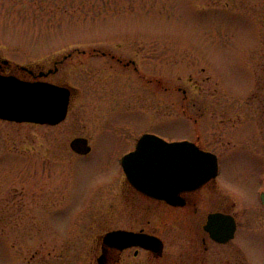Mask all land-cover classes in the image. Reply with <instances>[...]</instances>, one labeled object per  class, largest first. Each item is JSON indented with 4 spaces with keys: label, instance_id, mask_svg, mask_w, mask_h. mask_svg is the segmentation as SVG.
I'll return each mask as SVG.
<instances>
[{
    "label": "rangeland",
    "instance_id": "1",
    "mask_svg": "<svg viewBox=\"0 0 264 264\" xmlns=\"http://www.w3.org/2000/svg\"><path fill=\"white\" fill-rule=\"evenodd\" d=\"M68 53L59 71L85 86L83 126L67 120L68 134L94 139L93 148L44 163L53 176L49 205H4L20 196L13 187L30 193L47 182L41 169L29 174L42 165L29 151L34 127L0 122V264H87L94 235L126 224L124 207L117 220L109 217L107 182L142 133L169 142L198 137L219 159L220 186L247 221L255 214L264 188V0H0V59L9 71L51 67ZM112 54L133 59L135 69ZM100 71H116L115 80L144 71L148 102L137 101L135 85L96 82ZM245 242L264 264V236Z\"/></svg>",
    "mask_w": 264,
    "mask_h": 264
},
{
    "label": "flooded vegetation",
    "instance_id": "2",
    "mask_svg": "<svg viewBox=\"0 0 264 264\" xmlns=\"http://www.w3.org/2000/svg\"><path fill=\"white\" fill-rule=\"evenodd\" d=\"M89 54L92 56L105 55L104 52L99 53L96 50ZM71 55L72 53H68L62 55L61 58L52 59L51 67H27V69H21L22 71H9L8 63L0 59L1 76H13L30 82H45L67 91L65 116L57 123L15 122L0 118V122L3 123L25 124L34 127L29 151L34 159H41L42 165L29 174H38L37 169H41L39 173L44 174L43 179L47 182L46 186L43 184L39 188L29 190L30 193H25L27 190L25 185H22L19 191L13 187L14 194L20 196L4 200L2 202L4 205L8 203L18 206H23V204L49 205L52 202H49L51 194L48 183L53 176L44 169V163H53L54 155L64 157L71 153L73 158H76L92 151L91 142L94 139L91 141L90 137L80 132L72 137L68 134L70 125L67 120L71 119V123L79 128L83 126L85 115V86H78L71 82V71H59ZM111 59H115L117 64L124 68L131 66L135 69L133 59H122L113 54ZM82 72L81 83L84 84L86 71ZM100 72L103 74H96L98 79L94 78L96 82L111 81L114 84L135 85L141 89L135 94L136 97L138 96L137 101L142 105L148 102V93L144 90L148 88L151 79L144 71H121L120 74L129 73V76H119V80H115V75L111 74L116 71H111L110 74ZM40 127L44 129L42 134L37 133ZM55 129L59 132L54 134ZM142 135L143 133L131 139V146L120 151L119 163L123 155L135 150L137 141ZM75 138H85L90 151L86 154L74 151L70 143ZM189 141L207 150L200 144L198 137ZM2 143L0 136V148ZM217 162L215 176L206 182L196 187L178 183L172 187L173 190H168L166 193L147 190L146 184L142 183L145 175L132 174L129 178L120 167V172L113 175L107 182L109 186L114 185L111 190L109 205L112 206V211L109 217L117 220L121 214L120 207H124L126 224L115 225L94 235L90 245L93 252L87 264H100V262L102 264H257L255 256L246 246L245 238L249 237L256 241V236H264V233L244 232L247 228L262 231L264 203L259 198L261 206L255 208V214L249 216L247 221L245 210L238 203L237 197L223 190L218 183V176L221 172L218 157ZM137 170L145 169L138 167ZM26 178L27 176L23 180ZM51 189L53 192V187ZM262 192L264 188L259 194ZM28 194L31 197L27 199L24 195ZM252 224L255 226H251ZM113 231L124 233H116L113 237L105 239L106 234ZM258 256L261 257V253Z\"/></svg>",
    "mask_w": 264,
    "mask_h": 264
},
{
    "label": "water",
    "instance_id": "3",
    "mask_svg": "<svg viewBox=\"0 0 264 264\" xmlns=\"http://www.w3.org/2000/svg\"><path fill=\"white\" fill-rule=\"evenodd\" d=\"M21 68L26 69L24 66ZM66 108V90L45 82H30L0 75L1 119L54 124L63 119ZM70 147L79 154L90 151L85 138L73 139ZM121 166L129 178L132 174L145 175L142 183L146 184L147 190L166 193L173 190L175 184L196 187L214 177L217 157L191 141L169 142L145 133L137 141L135 150L122 156ZM138 167H144L145 170L139 171ZM261 201L264 203V193L261 194ZM116 233L124 232H109L105 239Z\"/></svg>",
    "mask_w": 264,
    "mask_h": 264
}]
</instances>
